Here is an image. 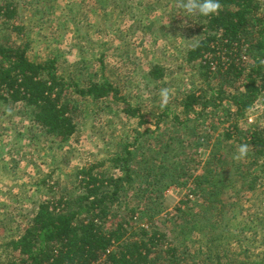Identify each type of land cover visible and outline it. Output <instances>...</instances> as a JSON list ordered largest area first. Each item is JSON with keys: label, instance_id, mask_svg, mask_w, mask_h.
<instances>
[{"label": "rangeland", "instance_id": "rangeland-1", "mask_svg": "<svg viewBox=\"0 0 264 264\" xmlns=\"http://www.w3.org/2000/svg\"><path fill=\"white\" fill-rule=\"evenodd\" d=\"M7 1L18 6L11 23L22 29V35L8 32L0 20V44L7 39L28 43L30 61H55L57 73L80 87L110 82L118 89L117 97L139 109L147 120L151 118L148 111L154 114L168 105L162 95L165 89L172 96L191 88L207 91L197 69L200 64H186L182 59L200 37L196 21L184 13V0H0V6ZM260 1L264 7V0ZM156 64L166 71L155 88L147 85L146 75ZM69 93L74 97L71 104L76 108L78 129L62 147L32 127L27 108L0 107V264L4 259L1 244L21 234L40 202L74 196L78 169L124 156L126 147L131 153V180L122 185L105 225L119 222L129 234H136L151 223L187 256L201 251L204 244L196 229L204 231L214 222L217 226L208 235L219 237L218 252L250 256L264 252V169L251 191L242 186L244 181H235L258 161L250 148L246 157L236 158L243 133L252 131L254 122H239L241 132L235 140H224L229 122L224 123L222 115L219 120L218 112H225L226 107L215 108L191 118L179 130L167 125L145 135V125L127 117L124 104L113 101L110 94L93 102ZM135 131L140 132L137 140ZM191 139L198 141L195 149L187 144ZM194 151L200 162L192 166L195 162L187 163V159ZM214 154L224 158L215 182L231 180L233 185L232 190L225 187L218 193L217 204L193 193L195 175L208 169L206 164ZM104 169L112 172L110 164ZM175 175L179 178L173 183ZM202 249V257L192 258L193 264H202L207 255Z\"/></svg>", "mask_w": 264, "mask_h": 264}, {"label": "trees", "instance_id": "trees-1", "mask_svg": "<svg viewBox=\"0 0 264 264\" xmlns=\"http://www.w3.org/2000/svg\"><path fill=\"white\" fill-rule=\"evenodd\" d=\"M220 3L221 8L215 16H190L199 27L200 37L182 56L186 64H200L197 69L202 72L207 91L191 88L176 92L175 89L177 94L166 97L168 105L152 115L148 111L150 120L141 115L139 109L131 108L124 98H118V89L110 82L104 80L102 84L80 87L77 82L66 80L57 73L55 61H30L29 44H17L11 39L0 44V107L27 108L32 127L61 147L73 139L78 129L74 97L70 91L80 97H89L93 102L110 94L113 101L124 104L123 113L127 117L137 119L139 126L145 125V130L142 128L145 135L154 134V130L167 125L173 126L171 130H179L193 117L226 107L225 112H218L219 120L222 115V121L229 122L224 128V140H235L234 136L241 132L240 123L255 111V103L264 98V7L260 0H220ZM17 11L18 6L12 2L0 6L2 25L7 26L8 32L19 36L22 29L11 23ZM205 56H212L210 60L217 63L216 74L211 75L209 60ZM165 71L163 66L154 65L146 75L147 85L156 88L163 81ZM149 91L153 93L151 89ZM154 96L160 99L158 94ZM253 122V130L243 133L242 144L249 146L258 161L235 179L244 181L242 186H248L246 191L255 188L260 170L264 169V112L258 113ZM147 124L155 129L146 127ZM135 132L137 140L140 132ZM209 138H204L203 142ZM195 142L198 145V141L192 139L187 144L193 148ZM195 153L187 159V163L195 162L192 166L200 162L195 159ZM123 154L108 162L78 169L74 174L78 193L74 196L50 197L40 202L21 234L1 244L4 250L1 264H193L192 258L202 257V248L207 253L202 264H264V252L256 256L235 251L218 252L219 237L208 235L209 229L215 230L217 226L214 222L206 231L196 229V235L204 244L200 245L201 251L187 256L151 223L138 229L136 234H129L119 222L105 225L122 185L131 180L130 148L126 147ZM215 154L208 159V169L195 175L193 188L194 195L211 204L220 201L218 193L225 187L228 190L233 188L231 180H226V184L215 182L216 169L224 162V158ZM106 163L110 164L112 172L104 169ZM175 176L173 183L178 181V175ZM158 177H154V182ZM153 193L151 189L150 196Z\"/></svg>", "mask_w": 264, "mask_h": 264}, {"label": "clouds", "instance_id": "clouds-1", "mask_svg": "<svg viewBox=\"0 0 264 264\" xmlns=\"http://www.w3.org/2000/svg\"><path fill=\"white\" fill-rule=\"evenodd\" d=\"M182 8L187 16L212 17L218 14L221 3L220 0H184ZM162 95L166 98L168 91L165 89ZM249 150L247 144H241L238 149L237 159L246 157Z\"/></svg>", "mask_w": 264, "mask_h": 264}, {"label": "built area", "instance_id": "built-area-1", "mask_svg": "<svg viewBox=\"0 0 264 264\" xmlns=\"http://www.w3.org/2000/svg\"><path fill=\"white\" fill-rule=\"evenodd\" d=\"M208 60H209V71L212 74H216L217 71V63L216 62H212L210 59H212V56H205ZM223 61V59H222ZM255 111L252 114H249L247 116V118L245 119L247 121V123H252L254 121V118L257 116V114L260 112H258V110L260 109H264V98L259 99L254 106ZM258 112V113H257Z\"/></svg>", "mask_w": 264, "mask_h": 264}]
</instances>
